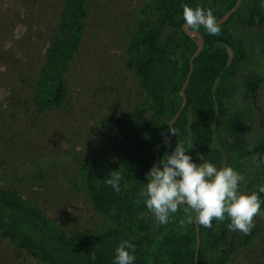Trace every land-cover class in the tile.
Listing matches in <instances>:
<instances>
[{"label": "trees", "instance_id": "trees-1", "mask_svg": "<svg viewBox=\"0 0 264 264\" xmlns=\"http://www.w3.org/2000/svg\"><path fill=\"white\" fill-rule=\"evenodd\" d=\"M89 1L63 0L43 63L32 81L29 108L37 116L58 108L65 98L63 74L73 59ZM234 3L152 0L140 9L128 32L125 67L138 79L146 101L105 122L101 141L113 160L93 158L80 165L89 204L104 222L91 231L67 233L34 204L0 188V240L39 264H113L115 250L123 241L135 246L134 264H192L194 226L182 227L180 221L193 218L194 211L181 205L170 214L168 224H159L139 194L146 187L155 147L169 135L167 124L179 109V89L195 49L193 39L181 29L182 5L210 8L219 19ZM220 28L218 36L203 26L196 30L203 47L192 61L185 106L172 124L178 135L160 147L157 164L183 145L194 163L207 161L217 169L232 167L243 174L246 182L240 185L241 193L255 192L264 201V193H259L264 186V125L257 106L264 84L262 0H241ZM112 171L124 177L119 193L106 183ZM254 222L248 235L229 231L228 219L213 220L212 229L197 223V264H227L235 253L256 245L264 217L258 215Z\"/></svg>", "mask_w": 264, "mask_h": 264}, {"label": "rangeland", "instance_id": "rangeland-1", "mask_svg": "<svg viewBox=\"0 0 264 264\" xmlns=\"http://www.w3.org/2000/svg\"><path fill=\"white\" fill-rule=\"evenodd\" d=\"M152 0H90L63 81L61 105L31 112L32 81L44 60L63 0H0V188L34 204L62 231L87 232L104 222L83 189L80 165L113 160L101 132L110 116L146 101L125 67L128 32ZM264 7V6H263ZM257 106L264 125V84ZM0 264H39L0 240ZM227 264H264L258 243Z\"/></svg>", "mask_w": 264, "mask_h": 264}, {"label": "clouds", "instance_id": "clouds-1", "mask_svg": "<svg viewBox=\"0 0 264 264\" xmlns=\"http://www.w3.org/2000/svg\"><path fill=\"white\" fill-rule=\"evenodd\" d=\"M182 8L186 30H198L203 26L210 35L221 34L212 9L201 6L192 8L187 4L182 5ZM169 134L178 135L177 130L171 126ZM189 151L183 145H177L170 155L165 154L159 164L150 168L146 187L139 194L146 198V208L159 224L166 225L170 222V214L176 213L181 205H186V211L193 210L196 223L206 229L213 228V220L222 223L228 219L229 231L250 234L255 227L254 217H264V211H261L264 201L255 192L250 195L241 193L240 185L246 182L243 174L232 167L217 169L207 161L194 163L192 157L186 155ZM199 159L204 160V156L200 155ZM109 176L106 183L119 193L123 175L112 171ZM259 193H264V186L259 188ZM192 223L191 216L180 221L182 227ZM115 251L113 264H134L135 256L132 253L135 246L130 241L121 242ZM90 258L96 259L95 252H91Z\"/></svg>", "mask_w": 264, "mask_h": 264}, {"label": "water", "instance_id": "water-1", "mask_svg": "<svg viewBox=\"0 0 264 264\" xmlns=\"http://www.w3.org/2000/svg\"><path fill=\"white\" fill-rule=\"evenodd\" d=\"M241 0H235L234 5L228 10L226 11L219 19H217V23L219 25L223 24L224 22L227 21V19L229 18V16L236 10V8L239 6ZM185 22L181 25V29L183 31V33L190 39H193L194 41V45H195V49L193 51V53L190 55L189 59H188V71L186 73V76L184 78V81L179 89V96L181 98V103L179 106V109L176 111V113L173 115V117L169 120L168 124H167V129L169 132V128L170 126L172 127L173 122L176 120V118L178 117L179 113L181 112V110L183 109V107L185 106L186 103V98L184 95V90L185 87L188 84L189 81V77L192 71V61L193 59L199 54V52L202 50L203 47V39L201 37V35L199 34L198 31L196 30H186L184 27ZM173 135L169 134L168 137L163 140H161L157 146L155 147L154 150V155H155V159L154 162L152 164V166L157 165V155H158V150L160 149V147H162L163 145L167 144L171 139H172ZM195 212L193 215V226H194V235H195V245H194V255H193V260H192V264H197V252H198V248H199V233H198V226L197 223L195 221Z\"/></svg>", "mask_w": 264, "mask_h": 264}]
</instances>
